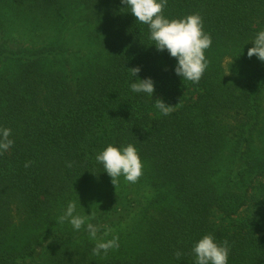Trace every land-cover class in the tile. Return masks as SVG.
<instances>
[{"label": "trees", "instance_id": "trees-1", "mask_svg": "<svg viewBox=\"0 0 264 264\" xmlns=\"http://www.w3.org/2000/svg\"><path fill=\"white\" fill-rule=\"evenodd\" d=\"M0 264H264V0H0Z\"/></svg>", "mask_w": 264, "mask_h": 264}]
</instances>
